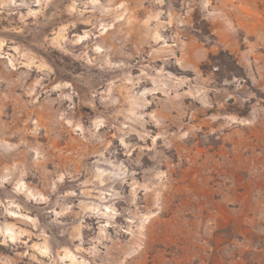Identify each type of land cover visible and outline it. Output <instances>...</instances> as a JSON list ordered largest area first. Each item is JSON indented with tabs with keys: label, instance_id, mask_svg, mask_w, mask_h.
I'll return each instance as SVG.
<instances>
[{
	"label": "rangeland",
	"instance_id": "1",
	"mask_svg": "<svg viewBox=\"0 0 264 264\" xmlns=\"http://www.w3.org/2000/svg\"><path fill=\"white\" fill-rule=\"evenodd\" d=\"M0 264H264V0H0Z\"/></svg>",
	"mask_w": 264,
	"mask_h": 264
},
{
	"label": "trees",
	"instance_id": "2",
	"mask_svg": "<svg viewBox=\"0 0 264 264\" xmlns=\"http://www.w3.org/2000/svg\"><path fill=\"white\" fill-rule=\"evenodd\" d=\"M205 34L210 35L208 29H205ZM203 73L214 71L218 80L243 78L247 79L245 70L238 63L237 59L227 51H222L215 55H210L209 60L200 66Z\"/></svg>",
	"mask_w": 264,
	"mask_h": 264
}]
</instances>
